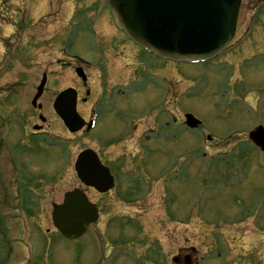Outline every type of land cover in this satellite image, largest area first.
Segmentation results:
<instances>
[{
  "label": "rangeland",
  "instance_id": "obj_1",
  "mask_svg": "<svg viewBox=\"0 0 264 264\" xmlns=\"http://www.w3.org/2000/svg\"><path fill=\"white\" fill-rule=\"evenodd\" d=\"M257 3L259 6H263L264 0H242L239 25L232 45L216 61L194 67L169 65V63L163 65L161 63L156 68V73H150L146 80L130 82L137 77V69L145 67V60L141 58V50L126 37L124 41L118 42L117 39H121V35L118 33L117 26L110 20V11L104 8L105 0H0V98H9L12 101V104L8 106L4 99H0V129L5 124H9L12 132L19 130L16 138L21 140L22 130L20 128L31 129L32 123H38L37 114L39 112H32L29 102L32 94L35 93L33 85H36L39 82L37 80L41 79L42 74L45 73L48 75L49 88L39 100L42 105L40 112L50 116L51 127L48 130L50 134L67 136L66 160L63 162L56 160V154L59 153L57 149L58 151L53 150L49 159L44 161L45 168L50 172V179L46 181L47 183L41 184V192L38 195L40 204L34 217L30 218V220L33 219L34 226L38 227V230L35 229V234L39 235L42 242L36 244L35 238H33L36 248L29 254L30 251L25 247L23 239L24 231L21 224L23 217L14 205L4 204L0 210V217L3 218L0 227L2 233L0 246L8 252L2 253L0 248V264H86L85 261L77 258V253L79 250L83 251L88 245H94L93 258L102 256L105 249H102L101 242L93 239L92 234L86 235L81 240L57 238L55 241L61 242H58L57 247H52L46 240H43L42 232L46 228L52 230V208L61 201L64 192L80 188L73 170L76 153L84 147H90L99 150L106 162H113L112 160L123 152L122 146L107 147L103 138H109V136L103 135L102 138L98 134H101L100 131H110L117 121L121 123L137 121L138 114L134 116L136 108L132 104L140 99L145 100L143 115L156 117L172 108V113L167 112V114L174 116L176 123L179 124L183 121L184 113L192 111L202 120V125L198 131L186 132L181 126L174 125L169 116L164 118L169 124L163 122L162 129L157 133L170 141L177 134L178 137L173 143L162 142L160 147H165L157 151V159L155 158L152 164L159 170L157 176L160 181L164 180L171 185L152 184L143 190L145 193L142 190L137 191L142 194L141 198L147 203L146 217L142 220L141 244L136 246L133 239L126 240L125 247L121 244L120 256L117 257L114 264H133L132 260L123 259L126 251L131 254V259L134 255H144L146 260L141 264H174L172 258L176 254L186 252V249L180 247H186L192 236H194L193 245L198 257L201 256L202 259L204 257V261L199 264H222L220 260L216 259L218 249L211 240L213 235L211 230L214 229L211 216L218 213L222 207H226L223 208V212L226 214L229 213L227 210L229 208H232L233 211L242 209L243 203H250L258 196L257 190L248 185L255 179H264V170L258 169V166L255 167L256 162L263 161L261 154L257 150L249 148L247 139L248 131L257 121L249 118L252 116L254 119L262 113L260 122L264 121V100L260 98L264 96V64L261 63L264 60L255 56L250 58V63H241L242 56L251 55L258 49L257 46L260 49L264 47V40L253 41L254 37L253 39L249 37V39L241 36L244 34L245 28L250 29L249 33L252 35H264V30H262L264 10L258 12ZM24 17L26 19L22 24L21 19ZM254 24H258L256 29H254ZM11 64L13 68L9 69L8 66ZM98 64L106 68L99 70L96 66ZM250 64L255 68L253 69ZM76 66L84 68L88 77L87 88L91 90L86 103L79 102L77 106L81 116L86 119L91 117L95 100H98L102 89L106 92L105 95L110 98L117 89H124L122 93L117 92V98L120 100L121 108H125V111L122 110V114L118 115L119 118L115 112L104 111L98 120L99 128L93 130L94 132L84 130L75 134H66L60 122L53 116L51 103L55 96L53 93L59 88L74 87L80 97L84 96V85L75 75L74 68ZM241 78L243 80L239 81ZM257 80H259V85L256 84ZM241 86L242 89L239 90ZM131 89L137 90L138 95L134 97ZM170 91H173L175 95L177 93V99L173 97L167 100L172 96ZM238 93H244L242 98L245 97L247 103H251L253 108L247 112L246 107L243 111L247 112L248 117L238 118V113H241L238 112L240 108L235 110V108L229 107V114L232 116L227 117L226 113L218 106L221 101L225 103V99L231 100L232 104V98L236 102H241L243 99L238 97ZM255 97L262 101L258 102L259 99L254 103L250 100ZM156 105L158 109L155 108ZM130 106L132 108L129 111ZM233 121L236 130L231 135L234 136L232 139L233 141L237 140V144L245 145V152L243 151L236 158L232 154L213 153L212 150L204 148L205 145H209L206 141L207 134L214 137V142L218 144L223 141L222 136H224L220 133L227 134L232 131ZM143 133H147V131ZM15 135L8 133L4 140L9 141ZM26 140L24 138L20 143H26ZM174 143L178 145V148H169L174 147ZM150 144L152 143L143 142L142 138L140 141H137V138L129 141L126 155L122 160L124 165L122 172L115 170L118 173L117 188L125 178L124 171H129L128 174L126 173V177L134 176L135 171H132V168H134L135 162L137 164L152 162H148L150 154L147 155L143 152ZM139 147H141L140 150ZM204 150L208 153L205 154ZM225 156L228 158V163L236 162L232 171L226 170L231 173V176L227 175L226 177H230L231 184H234L236 177L246 181L248 197L241 196L243 188L239 190L236 189L237 186H232L224 189L222 182L226 171L216 167L212 172L204 169L208 163L218 167V162L215 160L223 161ZM18 160L32 173L29 169L30 158L27 155L18 156ZM4 161L8 163L9 171L5 172L0 164V186H5L11 191L15 173L12 172L6 156ZM127 163H129V167L125 170L124 167ZM231 165L229 163L226 167L229 168ZM235 167L239 169L238 172ZM34 168L37 169L39 166L34 165ZM140 177L145 178V174H140ZM211 180L218 183L220 180V185L217 183L216 186H208ZM202 183L206 185L200 187ZM120 188L123 189L122 186ZM173 191L179 200L177 208L174 203L170 204L167 198L170 194L173 196ZM112 193L113 191L108 194L112 195ZM2 195L3 191H0V199ZM88 196L92 201L98 198L91 191L88 192ZM197 197L207 204L202 208L196 204V215L192 222L187 223V218L193 216L192 213H188V206ZM262 197L264 195L260 196V198ZM123 205L128 208L127 204L120 203L115 205L114 209L126 212L127 209L122 207ZM176 216L183 218L176 220ZM230 219L240 220L241 218L217 214L214 216V223L216 226L220 225V228L225 227L227 223L230 226ZM242 220L250 222L245 229L249 228V232L257 243V255L251 254L245 249H243V253L247 254V257H256L255 263L262 261L264 264V212L257 211L256 214L250 215V218L243 217ZM111 221L115 225L120 226V222L126 225L121 219L114 218ZM17 227L20 228V231ZM115 243L116 249L118 244ZM105 247L103 245V248ZM135 262L139 263L138 260Z\"/></svg>",
  "mask_w": 264,
  "mask_h": 264
},
{
  "label": "water",
  "instance_id": "obj_2",
  "mask_svg": "<svg viewBox=\"0 0 264 264\" xmlns=\"http://www.w3.org/2000/svg\"><path fill=\"white\" fill-rule=\"evenodd\" d=\"M108 1L133 38L156 54L178 59L211 58L224 49L234 34L240 6V0ZM76 72L85 80L81 68ZM44 82L42 80L38 87L33 104L40 96ZM53 106L70 132L82 128L84 123L76 113L74 90L61 92ZM185 118L191 127L199 123L191 115ZM249 137L264 149V128H255ZM74 164L78 178L86 186L104 193L112 186L108 169L100 164L91 150L79 154ZM96 213V207L77 189L64 194L63 203L54 208L52 222L64 236L79 238L89 223L96 220Z\"/></svg>",
  "mask_w": 264,
  "mask_h": 264
},
{
  "label": "flooded vegetation",
  "instance_id": "obj_3",
  "mask_svg": "<svg viewBox=\"0 0 264 264\" xmlns=\"http://www.w3.org/2000/svg\"><path fill=\"white\" fill-rule=\"evenodd\" d=\"M259 36H262V35H259ZM259 36H256L258 38L256 40H259ZM9 67H10V69L13 68L12 65H10ZM39 81H40V79H39ZM34 86L35 85H33V87ZM44 92H45V90H44ZM143 105L144 104H142V103H136V104H134V107L136 108V112L137 111H140V108ZM41 109H42V106H41V108L39 110H41ZM97 109L99 111V108H97ZM35 110H38V109H35ZM53 116H54V114H53ZM46 119L47 120L45 122H43V124L40 123L42 125L41 128L36 129L34 131H31V134L36 135V137L39 138L40 141H42V139H43V141L49 142L50 141V135H52L48 131V130H50V127H51L50 116L49 115H46ZM137 126L138 125H136L135 128ZM46 128H47V131H46ZM125 128H126L125 125H121L120 123H117V124L114 125V127L112 129V133H114V134L120 133L121 131L125 130ZM62 129L66 133V130H65V128L63 126H62ZM53 135L55 137L59 138V142H61V140H66V136H63V135L58 136L57 134H53ZM62 142L64 143L62 145H66L64 141H62ZM60 146H61V143H60ZM9 149H10V147L7 148L6 146L0 145V164H1V166H2V168H3V170L5 172H8L9 171L8 163L6 161H4L5 160V156H6V159L9 160L10 165H11V168H13L12 167V161H13V159L11 161V156H13L14 153L12 151H10ZM49 149H50L49 147L46 148V151H43V149H41V152L43 154V162L44 161H47L49 159V157H50V151H49ZM10 152H12V154H10ZM12 172L16 173L14 169H12ZM255 185H258L259 187L264 188V180L257 181ZM40 186H41V184H40L39 180L36 183H34V186H33L34 187V190L32 192V198L33 199L39 198L38 195L41 192ZM99 196L102 198L103 195H99ZM115 199H119V196L118 195H113L111 197V201H114ZM109 200L103 201L102 199H97L95 204H97L98 207H100L99 204L106 205V204H108ZM135 228L139 229V231L141 230V227L140 226L139 227H135ZM101 230L105 231L106 234L107 233H112L110 231V227H108L106 225L96 226L95 227V231H94V236H93V238L95 240H99L100 239L99 236H98V234H99V232ZM139 231L137 230L138 233H140ZM191 242L193 243V240L192 239H191ZM225 244H226V247L223 250L222 254L219 253V256L221 257V259L223 261L222 262L223 264H255L256 257H253V256L247 257V254L244 255V253H242L241 249L236 250L235 248H229V246H230L229 243L226 242ZM181 248L187 249L188 253H192V254L194 253V245L193 244H188L186 247L185 246L184 247L181 246ZM248 252L251 253V254H253V252L251 250H248ZM86 256H87V254H86ZM93 259L95 261V258H93ZM103 259L104 258H102V262H104ZM138 259L139 260L140 259H143V257L140 256ZM96 264H98V263H96Z\"/></svg>",
  "mask_w": 264,
  "mask_h": 264
}]
</instances>
